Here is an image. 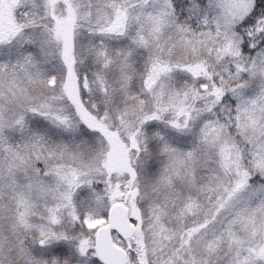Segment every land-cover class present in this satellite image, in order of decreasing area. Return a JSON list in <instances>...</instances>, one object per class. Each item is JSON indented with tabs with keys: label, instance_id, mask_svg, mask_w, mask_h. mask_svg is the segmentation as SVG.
I'll list each match as a JSON object with an SVG mask.
<instances>
[{
	"label": "snow or ice",
	"instance_id": "obj_1",
	"mask_svg": "<svg viewBox=\"0 0 264 264\" xmlns=\"http://www.w3.org/2000/svg\"><path fill=\"white\" fill-rule=\"evenodd\" d=\"M0 264H264V0H0Z\"/></svg>",
	"mask_w": 264,
	"mask_h": 264
}]
</instances>
